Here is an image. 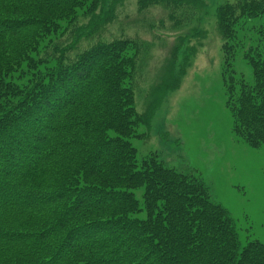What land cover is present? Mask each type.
Returning <instances> with one entry per match:
<instances>
[{
	"label": "trees",
	"instance_id": "16d2710c",
	"mask_svg": "<svg viewBox=\"0 0 264 264\" xmlns=\"http://www.w3.org/2000/svg\"><path fill=\"white\" fill-rule=\"evenodd\" d=\"M117 1L0 0V264H264V244L241 246L233 219L200 179L154 157L137 160L130 139L150 128L197 46L177 64L187 36L180 37L139 106L149 45L97 34L113 21ZM204 7L136 0L139 13L158 8L175 29L197 21ZM215 17L233 132L257 149L264 0H230ZM238 55L251 67L250 82L232 70ZM142 211L145 219L135 217Z\"/></svg>",
	"mask_w": 264,
	"mask_h": 264
},
{
	"label": "rangeland",
	"instance_id": "374dc122",
	"mask_svg": "<svg viewBox=\"0 0 264 264\" xmlns=\"http://www.w3.org/2000/svg\"><path fill=\"white\" fill-rule=\"evenodd\" d=\"M202 1L205 8L199 19L187 28L175 29L165 20L162 10L139 13L136 0H118L113 21L97 34L105 40L138 38L149 45L138 87L139 106L163 64L182 43L180 37L187 36L177 64L182 62L186 48L197 46L178 89L165 96L150 128L138 127L130 142L138 161L154 157L168 169L200 179L211 201L233 219L242 247L252 241L264 244V145L251 148L235 136L226 106L223 42L216 29L215 14L230 0ZM161 20L164 24H160ZM194 29L202 31L201 38H191ZM232 70L251 81V67L239 55ZM133 193L142 206L143 189ZM135 217L145 219L146 213L142 211Z\"/></svg>",
	"mask_w": 264,
	"mask_h": 264
},
{
	"label": "bare ground",
	"instance_id": "6f19581e",
	"mask_svg": "<svg viewBox=\"0 0 264 264\" xmlns=\"http://www.w3.org/2000/svg\"><path fill=\"white\" fill-rule=\"evenodd\" d=\"M205 8V7H204Z\"/></svg>",
	"mask_w": 264,
	"mask_h": 264
}]
</instances>
